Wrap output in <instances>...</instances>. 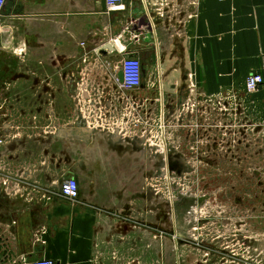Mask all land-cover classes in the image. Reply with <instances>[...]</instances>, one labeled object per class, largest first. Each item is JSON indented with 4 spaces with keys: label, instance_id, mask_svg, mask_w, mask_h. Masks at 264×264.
<instances>
[{
    "label": "crops",
    "instance_id": "1",
    "mask_svg": "<svg viewBox=\"0 0 264 264\" xmlns=\"http://www.w3.org/2000/svg\"><path fill=\"white\" fill-rule=\"evenodd\" d=\"M0 16L10 47L23 48L46 79L35 90L56 108H76L55 131L39 127L28 158L10 169L0 264H151L138 254L144 245L128 240L146 228V170L156 155L143 136L106 123L130 122L128 109L113 110L124 104L143 111L170 100L223 104L237 122L263 124L264 85L249 94L245 84L264 78V0H123L117 12L105 0H8ZM127 57L141 62L142 83L124 92L116 79ZM68 178L79 184L75 200L61 194Z\"/></svg>",
    "mask_w": 264,
    "mask_h": 264
},
{
    "label": "rangeland",
    "instance_id": "2",
    "mask_svg": "<svg viewBox=\"0 0 264 264\" xmlns=\"http://www.w3.org/2000/svg\"><path fill=\"white\" fill-rule=\"evenodd\" d=\"M8 34L0 27V191L9 197L10 169L28 158L39 127L55 131L76 108H56L48 92L35 90L46 79L23 48L10 47ZM169 103L143 111L124 104L113 110L125 117L128 109L130 122L106 123L143 136L156 155L146 170V228L128 243H142L138 254L151 264L152 258L160 264H264V123L237 122L216 107L197 121L185 105ZM171 153L177 169H170ZM153 242L161 245L159 253Z\"/></svg>",
    "mask_w": 264,
    "mask_h": 264
},
{
    "label": "built area",
    "instance_id": "3",
    "mask_svg": "<svg viewBox=\"0 0 264 264\" xmlns=\"http://www.w3.org/2000/svg\"><path fill=\"white\" fill-rule=\"evenodd\" d=\"M159 1V0H157ZM8 0H0V14L3 12L7 5ZM156 2V1H155ZM162 3H164V0H161ZM107 11L108 12H117L123 7V0H105ZM123 74V81L120 82L117 78V82L120 85V88L124 92H129L138 89L141 86L142 83V64L141 62L134 58V57H127L124 58L120 65H119V73ZM264 85V78L259 74H253L249 75L246 79L245 88L247 93H255L257 92L262 86ZM200 107L190 108L191 114H193L192 118H195L197 121L199 119H202L203 116L208 111L206 107L202 108L201 102H199ZM218 110L224 114H229L228 109H226V106L221 104L218 108ZM194 113H197V115H194ZM207 116V115H206ZM61 194L62 196L70 199L75 200L78 198L79 195V184L75 178H68L61 184ZM31 264H56V262L52 260H38L35 262H32Z\"/></svg>",
    "mask_w": 264,
    "mask_h": 264
},
{
    "label": "flooded vegetation",
    "instance_id": "4",
    "mask_svg": "<svg viewBox=\"0 0 264 264\" xmlns=\"http://www.w3.org/2000/svg\"><path fill=\"white\" fill-rule=\"evenodd\" d=\"M174 156H175V154H171V155L169 156V158H170L171 161H172V162L169 163V164H170V169H177L178 166H179V161H173ZM184 204H186V203L183 202V205H184ZM179 210L181 211V209H179ZM182 212H187V211H182ZM173 213L175 214V212H173ZM177 213H181V212L177 211ZM158 220H159V218H158ZM173 234L175 235V232H173ZM157 243H158V242H157Z\"/></svg>",
    "mask_w": 264,
    "mask_h": 264
},
{
    "label": "water",
    "instance_id": "5",
    "mask_svg": "<svg viewBox=\"0 0 264 264\" xmlns=\"http://www.w3.org/2000/svg\"><path fill=\"white\" fill-rule=\"evenodd\" d=\"M118 79H119L120 82L123 81V74L121 72L118 74Z\"/></svg>",
    "mask_w": 264,
    "mask_h": 264
}]
</instances>
